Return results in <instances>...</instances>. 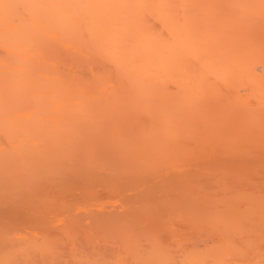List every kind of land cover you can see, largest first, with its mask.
<instances>
[{"label": "bare ground", "instance_id": "bare-ground-1", "mask_svg": "<svg viewBox=\"0 0 264 264\" xmlns=\"http://www.w3.org/2000/svg\"><path fill=\"white\" fill-rule=\"evenodd\" d=\"M0 264H264V0H0Z\"/></svg>", "mask_w": 264, "mask_h": 264}]
</instances>
